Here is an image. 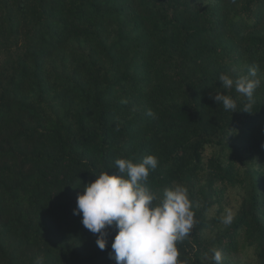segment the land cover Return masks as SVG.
I'll return each mask as SVG.
<instances>
[{
  "label": "trees",
  "instance_id": "16d2710c",
  "mask_svg": "<svg viewBox=\"0 0 264 264\" xmlns=\"http://www.w3.org/2000/svg\"><path fill=\"white\" fill-rule=\"evenodd\" d=\"M252 65L245 113L218 76ZM147 155L146 186H185L195 213L178 264H213L214 248L264 264V0H0V264H115V227L99 249L76 198L117 158ZM235 185L224 225L209 211Z\"/></svg>",
  "mask_w": 264,
  "mask_h": 264
},
{
  "label": "clouds",
  "instance_id": "9594fccd",
  "mask_svg": "<svg viewBox=\"0 0 264 264\" xmlns=\"http://www.w3.org/2000/svg\"><path fill=\"white\" fill-rule=\"evenodd\" d=\"M258 65L249 67L246 75L235 79L227 74L218 76L223 89L235 88L248 103L240 110L250 113L255 90L260 87ZM213 99L225 110L237 111L235 100L223 92H215ZM146 114L154 117L148 109ZM158 158L147 155L139 162L117 158V173L103 171L95 179L83 184V192L76 198L73 214L81 215L85 229L98 234L96 244L104 250L107 244L105 229L115 227L110 258L115 264H178L177 243L188 237L195 227V213L185 186L176 184L163 189L157 196L146 183L151 171L158 167ZM234 213L226 210L221 222L230 225ZM213 264H223L222 250L212 249ZM36 264H42L37 259Z\"/></svg>",
  "mask_w": 264,
  "mask_h": 264
},
{
  "label": "rangeland",
  "instance_id": "374dc122",
  "mask_svg": "<svg viewBox=\"0 0 264 264\" xmlns=\"http://www.w3.org/2000/svg\"><path fill=\"white\" fill-rule=\"evenodd\" d=\"M216 150L213 147L207 146L203 151V161L207 162V160L214 154ZM243 194V189L239 185H235L225 189L223 195L220 197L221 203L214 204L209 211V216L215 215H224L226 210L230 209L235 214L241 200V196ZM243 262L249 263L250 258L240 257ZM239 258L235 257L234 260Z\"/></svg>",
  "mask_w": 264,
  "mask_h": 264
}]
</instances>
